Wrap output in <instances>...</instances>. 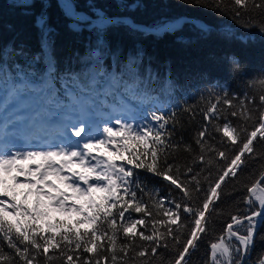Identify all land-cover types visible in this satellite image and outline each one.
Masks as SVG:
<instances>
[{
  "label": "snow or ice",
  "instance_id": "obj_1",
  "mask_svg": "<svg viewBox=\"0 0 264 264\" xmlns=\"http://www.w3.org/2000/svg\"><path fill=\"white\" fill-rule=\"evenodd\" d=\"M189 2L224 7V0ZM230 4L236 18L248 13L250 5L264 13V0H230ZM97 17L89 20L94 30L106 32L114 26L103 10H97ZM39 23L44 48L51 44L50 31L44 27L43 15ZM121 23L126 24V19ZM259 26L264 32V23ZM200 28L207 31L205 25ZM93 55L98 58L100 53ZM228 59L234 70H241L235 55ZM54 71L55 65L50 63L49 72ZM261 84L260 92L252 97L229 96L227 89L214 94V102L202 110L208 123L195 140L199 146L193 160L196 168L187 165L181 169L170 162L171 150L178 146L171 144L166 127L169 120L159 110L150 113L156 127L145 124L136 128L117 119L120 128L104 127L103 139H97L90 129L86 133L87 121L81 119L71 127L77 137L86 133L82 147L77 141L75 146L56 150L0 152V264H152L161 248H174L167 264H190V250L198 247L208 231L209 217L219 211L222 185L238 179L248 163L246 156H259L254 141L259 137L264 142V81ZM27 88L26 84L12 83L9 95L19 98ZM257 101L259 114L255 116L252 107ZM229 117L238 118L236 124ZM254 119L249 131L245 125ZM210 126L222 134L219 143L210 135ZM238 142L239 146L231 151L228 145L236 146ZM184 150L191 152L192 148L186 146ZM137 170L168 182L182 199L149 191ZM262 181L264 173L246 186L244 203L249 211L230 215L225 235L210 244L208 264H246L257 227L264 226ZM133 213L140 214L139 218H133ZM121 233L126 242L118 243ZM233 238L238 244L231 242ZM261 257L258 264H264V253ZM161 264L165 262L161 260Z\"/></svg>",
  "mask_w": 264,
  "mask_h": 264
},
{
  "label": "trees",
  "instance_id": "obj_2",
  "mask_svg": "<svg viewBox=\"0 0 264 264\" xmlns=\"http://www.w3.org/2000/svg\"><path fill=\"white\" fill-rule=\"evenodd\" d=\"M230 8V0H224L222 9L189 0H0V87L26 84L23 97L34 96L44 116L60 114L67 124L79 114L80 98H84L102 128L119 129L117 119L136 128L143 124L156 127L150 113L159 110L169 120L166 127L171 133V144L178 146L171 150L170 162L181 169L187 165L196 168L193 160L199 146L195 140L201 127L208 123L202 110L214 102V94L227 89L229 96L252 97L260 92L264 81V32L259 26L264 23V13L250 5L248 13L236 18ZM97 10L113 19L114 26L106 32L96 31L89 24V20L98 18ZM42 15L51 41L44 48L39 23ZM81 16L87 19L80 20ZM125 19L127 23H121ZM250 23L252 26H248ZM77 24L79 27L74 29ZM200 25H205L207 31ZM97 51L98 58L93 55ZM233 55L240 62V71L234 70L228 59ZM50 63L55 65L51 73ZM108 79L114 81L110 95L105 93ZM9 98L16 99L7 94L3 102ZM121 104L133 106L144 123L139 126L132 118L126 119L125 108L119 109ZM0 109L1 114H9L3 105ZM252 110L258 116V101ZM229 119L236 124L238 118ZM255 122L254 119L245 125L249 131ZM4 126L0 118V132H4ZM213 126L209 127L210 135L219 143L222 134L214 132ZM186 146H191L192 151H185ZM238 146L239 142L228 145L233 152ZM254 146L259 156H246L248 163L238 179L222 185L219 211L209 217L208 231L198 247L190 250V264H208L210 244L225 235L230 215L249 211L244 203L246 186L264 173V142L258 137ZM137 175L149 191L182 199L174 186L159 177L143 170H137ZM165 206L170 207L167 203ZM262 235L264 226L258 225L246 264H258L262 258ZM123 242L126 241L121 233L118 243ZM231 242L238 244L235 238ZM173 253L174 248L158 249L152 264H161V260L167 264Z\"/></svg>",
  "mask_w": 264,
  "mask_h": 264
},
{
  "label": "rangeland",
  "instance_id": "obj_3",
  "mask_svg": "<svg viewBox=\"0 0 264 264\" xmlns=\"http://www.w3.org/2000/svg\"><path fill=\"white\" fill-rule=\"evenodd\" d=\"M127 20L129 21V18ZM9 89L0 87V106L6 107V112L9 113L8 115L1 114L0 109L1 121L5 122V130L0 132V152L19 151L26 153L28 151L56 150L60 146H75L78 139L81 140L80 146L82 147V137L86 135L89 129L97 139L105 138L102 132L103 128L94 119L91 109L86 103L84 105V98H80L81 109L79 114L71 120V124H67L60 114L44 116L39 109V105L36 106L38 102L34 99V96L25 98L21 95L15 100L9 98L8 102L4 103L5 97L9 94ZM113 91L114 81L108 79L105 93L110 95ZM90 102L96 105L95 101L91 100ZM121 107L125 108L126 119L132 118L139 126L144 123L140 114L134 111L133 106L121 104L119 109L123 110ZM18 113L20 115H17ZM81 119L87 121L86 133H82L81 137H77L73 134L74 130L71 125L78 123ZM111 121H113L112 115ZM41 136L45 138V141L39 139ZM31 166L35 167L34 164ZM20 180L23 181L24 177H20Z\"/></svg>",
  "mask_w": 264,
  "mask_h": 264
},
{
  "label": "bare ground",
  "instance_id": "obj_4",
  "mask_svg": "<svg viewBox=\"0 0 264 264\" xmlns=\"http://www.w3.org/2000/svg\"><path fill=\"white\" fill-rule=\"evenodd\" d=\"M78 141H79V142H81V140H80V139H78Z\"/></svg>",
  "mask_w": 264,
  "mask_h": 264
},
{
  "label": "water",
  "instance_id": "obj_5",
  "mask_svg": "<svg viewBox=\"0 0 264 264\" xmlns=\"http://www.w3.org/2000/svg\"><path fill=\"white\" fill-rule=\"evenodd\" d=\"M264 213H262V215H263Z\"/></svg>",
  "mask_w": 264,
  "mask_h": 264
}]
</instances>
